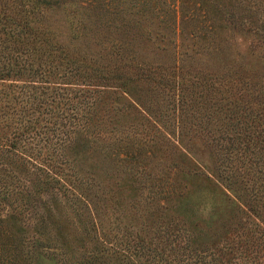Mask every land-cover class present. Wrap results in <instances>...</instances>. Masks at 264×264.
<instances>
[{
    "label": "rangeland",
    "instance_id": "obj_1",
    "mask_svg": "<svg viewBox=\"0 0 264 264\" xmlns=\"http://www.w3.org/2000/svg\"><path fill=\"white\" fill-rule=\"evenodd\" d=\"M0 42L16 60L26 49L51 80L108 87L90 145L131 127L142 139L137 114L124 121L131 101L154 122L142 133L143 172L159 195L183 197L182 210L201 222L215 213L218 228L228 210L207 186L228 181L244 225L264 242V0H0ZM214 133L239 142L230 159ZM243 155L251 167L242 170ZM113 216L105 211L103 223ZM126 217L115 222L120 234Z\"/></svg>",
    "mask_w": 264,
    "mask_h": 264
},
{
    "label": "trees",
    "instance_id": "obj_2",
    "mask_svg": "<svg viewBox=\"0 0 264 264\" xmlns=\"http://www.w3.org/2000/svg\"><path fill=\"white\" fill-rule=\"evenodd\" d=\"M26 56L0 50V264H264L262 233L244 225L248 212L228 181L207 186L228 210L226 223L212 227L215 213L198 221L182 210L183 197L171 203L144 175L148 115L127 100L124 121L137 114L142 139L131 127L90 145L105 120L99 103L108 87L51 80ZM214 134L219 155L230 159L239 142ZM246 156L242 170L251 167ZM105 211L114 214L109 224Z\"/></svg>",
    "mask_w": 264,
    "mask_h": 264
}]
</instances>
